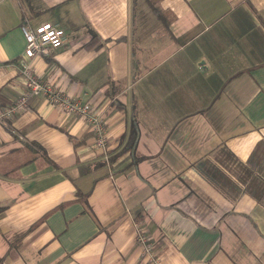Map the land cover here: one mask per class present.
I'll use <instances>...</instances> for the list:
<instances>
[{
	"label": "crops",
	"instance_id": "crops-1",
	"mask_svg": "<svg viewBox=\"0 0 264 264\" xmlns=\"http://www.w3.org/2000/svg\"><path fill=\"white\" fill-rule=\"evenodd\" d=\"M25 20L65 29L31 68L106 148L41 94L0 118V264H264V0H0L1 108Z\"/></svg>",
	"mask_w": 264,
	"mask_h": 264
},
{
	"label": "built area",
	"instance_id": "built-area-1",
	"mask_svg": "<svg viewBox=\"0 0 264 264\" xmlns=\"http://www.w3.org/2000/svg\"><path fill=\"white\" fill-rule=\"evenodd\" d=\"M20 29L24 36V48L16 66L20 74L24 77L27 91L19 95L11 104L0 107V118L11 116L23 110L28 104V98L37 94L44 95L51 104L59 106L66 113H74L86 117L95 136L96 147L106 148V126L104 120L92 109L89 102H81L66 93L59 85L48 82L35 74L30 62L37 55H49L51 50L64 44L66 41V31L64 28L47 20L32 25L27 20L20 24ZM1 68V65H0ZM138 240L146 247L149 253L150 243L144 235L142 228L137 226ZM152 264H158L156 257L152 258Z\"/></svg>",
	"mask_w": 264,
	"mask_h": 264
},
{
	"label": "trees",
	"instance_id": "trees-1",
	"mask_svg": "<svg viewBox=\"0 0 264 264\" xmlns=\"http://www.w3.org/2000/svg\"><path fill=\"white\" fill-rule=\"evenodd\" d=\"M160 0H146V2L150 5L151 9L155 10L157 9V3ZM91 30V36L90 38L85 42L84 46L88 49L91 48H99L103 42L105 41V39H101L99 37V35L96 32H93L92 29ZM135 131V128H134Z\"/></svg>",
	"mask_w": 264,
	"mask_h": 264
}]
</instances>
